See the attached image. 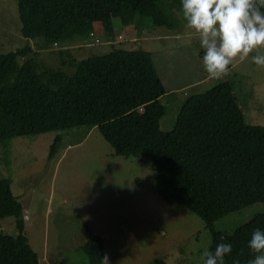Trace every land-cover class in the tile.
<instances>
[{
	"label": "trees",
	"instance_id": "obj_1",
	"mask_svg": "<svg viewBox=\"0 0 264 264\" xmlns=\"http://www.w3.org/2000/svg\"><path fill=\"white\" fill-rule=\"evenodd\" d=\"M16 1L21 35L43 37L48 44L82 37L93 23L112 39L116 22L137 26L146 17L153 26L172 28L178 21L166 0ZM29 51L0 53V141L97 127L115 154L152 162L158 197L183 205L204 221L211 233L209 251L223 242L233 249L226 264H248L254 258L247 245L254 230L264 231V211L230 233L213 228L215 220L264 202V122L259 126L245 121L230 81L188 94L172 129L163 131L160 120L166 106L159 98L166 89L149 51L111 44L109 52L80 60L65 58L64 51L61 63L69 64L72 73L62 68L37 71L32 57L19 64L17 56ZM60 139L54 137L48 159L56 154ZM21 214L10 179L0 177V218L13 216L17 230L14 235L0 232V264H40ZM81 247L89 264H104L101 237L92 236ZM156 264L165 263L157 259Z\"/></svg>",
	"mask_w": 264,
	"mask_h": 264
},
{
	"label": "rangeland",
	"instance_id": "obj_2",
	"mask_svg": "<svg viewBox=\"0 0 264 264\" xmlns=\"http://www.w3.org/2000/svg\"><path fill=\"white\" fill-rule=\"evenodd\" d=\"M166 1L178 15L174 17L178 19L175 27L153 26L146 17L137 26L116 22L115 32H123V41L112 39L108 43L110 38L96 23L93 31L99 43H94V37L88 33L56 42L57 46L50 49L36 43L44 40L42 37L23 39L17 1L0 0V53L32 44L33 51L27 57L17 56L19 64L32 57L38 63L37 71L62 68L71 73L73 68L61 63L65 52H59L68 43L80 41L86 46L83 51L78 48L65 56L75 60L105 54L111 44L127 50L142 48L151 53L162 75L165 72L159 61L166 58L167 77L173 72L189 73L191 68L201 78L195 87L177 91L176 98H160L166 106L160 121L163 131L172 129L188 94L202 92L225 80L232 84L245 121L261 126L264 67H256L250 59L237 60L225 78L209 80L202 64L203 49L198 39L185 33L179 17L181 0ZM40 55L42 60H37ZM56 135L61 139L56 154L48 159ZM154 175L148 158L115 154L97 127H69L0 141V177L10 179L12 193L22 208L24 232L39 255L40 264H89L81 246L92 236L102 238L101 259L107 257V264H156L157 259L165 264H201L202 252L210 245L209 227L183 205L162 201L155 191ZM263 211L264 202L253 203L215 220L213 228L230 233ZM0 232H17L13 216L0 218ZM44 252L45 261L41 260Z\"/></svg>",
	"mask_w": 264,
	"mask_h": 264
},
{
	"label": "clouds",
	"instance_id": "obj_3",
	"mask_svg": "<svg viewBox=\"0 0 264 264\" xmlns=\"http://www.w3.org/2000/svg\"><path fill=\"white\" fill-rule=\"evenodd\" d=\"M179 15L185 33L203 49L209 80L225 78L237 60L264 67V0H181ZM247 247L254 257L248 264H264V231L254 230ZM232 251L230 244L218 243L214 251L202 252L201 264H226Z\"/></svg>",
	"mask_w": 264,
	"mask_h": 264
},
{
	"label": "crops",
	"instance_id": "obj_4",
	"mask_svg": "<svg viewBox=\"0 0 264 264\" xmlns=\"http://www.w3.org/2000/svg\"><path fill=\"white\" fill-rule=\"evenodd\" d=\"M180 17V16H179ZM96 23H93V24H91L90 26H91V30H93V26L95 25ZM85 35H87V34H85ZM84 35V36H85ZM118 35H121L123 38H124V34H123V32H114V36H113V38L112 39H115V38H117V36ZM88 36V35H87ZM37 38V37H36ZM43 38V37H42ZM41 38V39H42ZM98 38V37H97ZM23 39H32V38H23ZM34 39V38H33ZM44 39V38H43ZM30 41V40H29ZM36 43L38 44V45H41L42 47H44V46H48L50 49H53L52 47L53 46H57V43H51V45H49L46 41H45V39L44 40H38V41H36ZM87 44H91V43H87ZM115 45V44H114ZM84 46V47H83ZM111 46V45H110ZM116 46V45H115ZM32 47V44H30V45H27L25 48H27V49H31V51H33V49L31 48ZM85 44H83L82 42H80V41H78V43L75 41V42H73V43H68V44H66V46L64 47V48H62V49H60V50H63V51H66L67 53H70L71 54V50H77L78 48H80V51H83V49L85 50ZM121 47V46H120ZM121 48H123V47H121ZM46 49V48H45ZM124 49H126V48H124ZM109 52V51H108ZM107 53V52H106ZM25 57H27V55L26 56H24V57H21V58H25ZM37 60H42V55H40V56H38V59ZM38 64V63H37ZM64 67L65 66H68V67H70L71 69H72V67L69 65V64H65V65H63ZM155 66H156V68H157V64L155 63ZM159 66H160V68H162V70H164V75H162V73L161 72H159V70H157L158 71V73H159V75H160V78L162 79V82H163V84H164V86H165V89H166V92L160 97V98H162V97H167V96H169V95H171V97H175L176 98V96H175V93L177 92V91H180L181 89H183V88H192V87H195L196 85H198L200 82H201V78H200V76L198 75V74H196V73H194V71H193V69H191V68H189L190 69V72L189 73H186V74H183V73H175V72H173L169 77H167V74H166V70H165V68L167 67L166 66V58H165V60L164 61H162V60H160L159 61ZM158 69V68H157ZM38 71H41V70H38ZM73 72V71H72ZM71 72V73H72ZM166 76V77H165ZM165 77V78H164ZM164 79H166L167 80V84L168 85H166V82H165V80ZM159 98V99H160ZM165 99V98H164ZM164 104V103H163ZM165 105V104H164ZM161 121V120H160ZM28 241H29V239H28ZM30 243V242H29ZM38 255V254H37ZM46 256V253L44 252V254L41 256V260H44L45 261V257ZM38 258H39V260H40V257H39V255H38Z\"/></svg>",
	"mask_w": 264,
	"mask_h": 264
},
{
	"label": "built area",
	"instance_id": "obj_5",
	"mask_svg": "<svg viewBox=\"0 0 264 264\" xmlns=\"http://www.w3.org/2000/svg\"><path fill=\"white\" fill-rule=\"evenodd\" d=\"M89 35L90 36H93L94 37V43H99L100 42V40H99V38H97V37H95L94 35V31H90L89 32ZM116 40H118L119 42H122L123 40H122V36L121 35H118L117 36V38H115ZM112 39H110L109 41H108V43H111L110 41H111ZM55 44V43H54Z\"/></svg>",
	"mask_w": 264,
	"mask_h": 264
}]
</instances>
